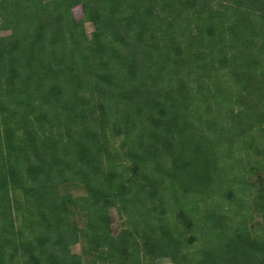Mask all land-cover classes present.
Here are the masks:
<instances>
[{"label":"trees","instance_id":"1","mask_svg":"<svg viewBox=\"0 0 264 264\" xmlns=\"http://www.w3.org/2000/svg\"><path fill=\"white\" fill-rule=\"evenodd\" d=\"M159 259L264 264V0H0V264Z\"/></svg>","mask_w":264,"mask_h":264},{"label":"rangeland","instance_id":"2","mask_svg":"<svg viewBox=\"0 0 264 264\" xmlns=\"http://www.w3.org/2000/svg\"><path fill=\"white\" fill-rule=\"evenodd\" d=\"M73 15H74L75 19L81 20L82 19L81 8L80 7L74 8L73 9ZM85 30H86L87 35H89L93 31L92 24L86 23L85 24ZM99 115H100V113L96 112L94 118L97 117V119H99V117H100ZM255 180H257L256 176L253 178V181H255ZM62 191L63 192L67 191L68 193H71L73 196H79V195L84 194V190L80 186L64 187L62 189ZM110 216H111L112 234H117L123 228V218L121 217V215L118 213V211L116 209L110 210ZM257 221L260 223L261 222L260 218H257ZM77 222L79 225H82L83 220L81 218H78ZM82 249H83L82 243L72 247V251L74 253H77V254H80ZM85 258L92 259L91 256L90 257L86 256ZM156 264H171V262L169 259H159L156 261Z\"/></svg>","mask_w":264,"mask_h":264}]
</instances>
